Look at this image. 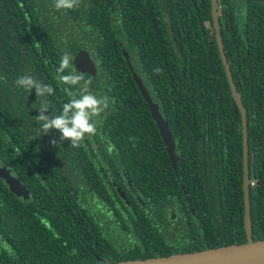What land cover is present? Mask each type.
<instances>
[{"label": "trees", "instance_id": "1", "mask_svg": "<svg viewBox=\"0 0 264 264\" xmlns=\"http://www.w3.org/2000/svg\"><path fill=\"white\" fill-rule=\"evenodd\" d=\"M217 1L246 116L251 236L264 239V0ZM80 49L97 69L93 78L83 73L89 90L108 97V107L80 146H54L59 131L43 135L34 116L43 100L46 114H59L77 91L59 82L56 69L62 54L74 60ZM128 62L167 122L173 162ZM23 75L54 94L37 97L16 85ZM242 158L241 113L210 0H81L60 10L53 0H0V163L28 191L19 197L0 178V264H97L245 242ZM100 162L131 184L105 185L95 176ZM184 191L197 217L186 206V228L167 234L157 221ZM179 231L193 243L167 247L164 236Z\"/></svg>", "mask_w": 264, "mask_h": 264}, {"label": "water", "instance_id": "2", "mask_svg": "<svg viewBox=\"0 0 264 264\" xmlns=\"http://www.w3.org/2000/svg\"><path fill=\"white\" fill-rule=\"evenodd\" d=\"M211 1V19L215 33L216 43L224 66L225 74L229 82L232 96L239 107L242 120V192H243V225L246 234V241L242 243H233L217 247H208L202 250L193 252H182L164 256L148 257L144 259H128L117 262H107L102 260L97 264H264V239L254 240L251 236V221H250V200H249V175H248V147H247V123L244 108L240 101V95L235 90L232 81L229 66L221 41L219 31V5L217 0ZM127 58V52L123 51ZM74 66L78 73H85L95 77L97 69L94 61L89 53L80 49L74 56ZM128 67L137 85L142 97L144 98L149 113L154 120L159 134L162 138L164 147L173 162L176 154L171 134L168 130L167 122L159 111V106L152 100V97L146 88L141 76L133 69L128 62ZM0 178L4 180L9 190L19 197L28 195V191L24 184L13 175L10 170L0 163ZM121 196L123 193L120 192Z\"/></svg>", "mask_w": 264, "mask_h": 264}, {"label": "clouds", "instance_id": "3", "mask_svg": "<svg viewBox=\"0 0 264 264\" xmlns=\"http://www.w3.org/2000/svg\"><path fill=\"white\" fill-rule=\"evenodd\" d=\"M54 7L60 9H73L80 5L81 0H53ZM60 83L76 86L77 91H70L68 102L63 104L59 114L48 113L50 104L43 100L38 108L39 114L34 116L40 125L43 135L49 134L53 129L60 133L59 140L53 138L50 143L58 146L64 140L70 141L73 147H78L86 136L95 135L97 131V117L108 107V97H97L89 90L91 80H85L82 73L73 68V58L68 54H62L59 66L56 69ZM162 69H154L160 73ZM67 72V74H65ZM16 85L28 91L35 89L37 97H45L54 94V88L42 83L31 75L17 77Z\"/></svg>", "mask_w": 264, "mask_h": 264}, {"label": "flooded vegetation", "instance_id": "4", "mask_svg": "<svg viewBox=\"0 0 264 264\" xmlns=\"http://www.w3.org/2000/svg\"><path fill=\"white\" fill-rule=\"evenodd\" d=\"M92 144L94 145L95 142L93 141ZM96 164L101 165V166H99L98 169L95 170V172H96L95 176L97 174H100L101 176H103L105 178V183H104L105 185L112 184L113 186L114 185L116 186L118 184L121 187L120 189L123 190V187H122V185H120V183L125 184V185L131 184V182L127 176H124L125 177L124 180L123 179H121L120 181L115 180L114 179L115 177L113 176V172H112L110 163L100 162V163H96ZM95 185L92 188L93 193L95 192L96 188L99 187V186H95ZM100 189L103 190V187H101ZM182 194H183V200H182V195L179 198L177 196H175L174 199L170 200L166 205L163 206L165 209L164 219L162 220V222H160L159 220L157 221V223L161 226V228L163 227L162 228L163 232H165V230H167V232H165L167 234H169V231L171 230V228H173V229L174 228H180V227L184 228V229L186 228V224L184 223V221L186 220V217H187L186 216V206H188V208L190 209V212L192 214H194V210H193L192 204L190 202L191 200H190L189 196L187 195L186 191H184ZM138 197L139 196H137V199L139 200L140 198H138ZM100 198L103 200L104 196L99 197V199ZM130 208H131L132 212L134 213V211H133L134 207L132 206V204H131ZM142 208H145V207H143V206L139 207L141 212H142ZM152 212H153V210H152ZM194 216H195V218L197 217L196 214H194ZM160 217L162 218V215ZM170 236H168V235L164 236L165 244L169 248L172 246L175 248H185V247L190 246L191 243H193L191 236L190 235L187 236L186 234L182 233L181 231L177 232V234L170 235Z\"/></svg>", "mask_w": 264, "mask_h": 264}]
</instances>
